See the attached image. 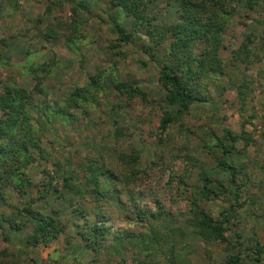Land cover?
Returning a JSON list of instances; mask_svg holds the SVG:
<instances>
[{
    "label": "trees",
    "instance_id": "trees-1",
    "mask_svg": "<svg viewBox=\"0 0 264 264\" xmlns=\"http://www.w3.org/2000/svg\"><path fill=\"white\" fill-rule=\"evenodd\" d=\"M62 1L65 0H46L45 10L37 15L34 25L44 23L42 37L55 42L63 38L68 47L80 52L81 62V46L86 39L82 13L88 10L87 1H68L69 20L64 32L59 34L43 15L52 8L62 7ZM151 1L109 0V17L116 36L105 52L111 54L110 49L135 41L139 32L149 41L144 42L141 50L157 61L156 80L163 88L164 100L151 99L149 92L133 80L115 78L112 87L125 95L126 106L141 111L144 106L153 108L151 111L157 115L153 134L159 152L146 163L141 162V152L135 145L129 150L116 149L113 161L103 154H86L76 162L77 169H65L58 159L53 164L61 185H52L54 177L51 176L42 184L44 188L39 189L38 182L32 181L27 170L52 158L42 145L40 120L50 123L59 119L62 124H70L76 117L75 109L89 113L88 108L98 106L107 90L110 70L95 65L82 82L70 89L64 88L55 103L48 102L50 91L44 81L46 77H55L60 67L55 51L41 61L20 64L18 71L10 70L0 79V201L10 208L0 210V232L7 230L11 235L28 224L29 230L23 238L27 248L47 246L70 225L72 232L64 238L66 246L72 244L75 233L80 239L79 248L92 254L84 262L74 254L75 264H195L189 256L192 249L187 230L190 229L205 242L223 244L222 259L205 248L207 264H264V245L257 233L252 231L245 236L232 227L239 222L242 207L254 201L251 186L257 185L263 190L261 182L254 181L247 170V164L234 157L253 142L250 134L244 129L235 131L223 126L219 132L207 124L187 125L180 121L192 104L208 101L210 85L223 75L235 87L238 101L245 105L249 80L246 76L238 78L235 69L249 67L259 60L264 36L252 31L243 33L242 41L228 58L222 57L220 50L233 16L242 9L252 10L261 2L176 0L177 17L160 21L148 9ZM5 2L10 3L0 0V11ZM121 13L130 17L129 30L117 18ZM244 17L247 15H242L241 24L245 22ZM0 42L7 45L4 38ZM3 54L4 49H0V66L7 67L10 63ZM80 68L83 70L85 65ZM17 76L29 77L30 84L21 85ZM115 107L120 108L121 104H113L112 108ZM112 114L109 112L110 117ZM112 121L116 143L122 136H131L132 131H126L130 129L129 124L118 118ZM175 122L178 126L171 133L168 128ZM190 135L212 155L215 168L225 174V180L215 178L204 166L193 175L192 169L199 159L190 147ZM239 141L243 142L241 147L237 146ZM215 151L219 155H214ZM33 188L38 189L35 199L29 197L21 205L8 200L10 189L24 197ZM52 191L55 198L66 204L64 215L58 208L46 212L34 206V200L46 199ZM185 191L190 192L189 197ZM181 193L186 197L180 196ZM213 199L226 201L219 216L212 215L202 205V201ZM4 238L11 242L10 236L4 235ZM23 253L24 249L17 252L21 264H31L21 257ZM64 257L51 258L53 263L46 264H63L66 254Z\"/></svg>",
    "mask_w": 264,
    "mask_h": 264
},
{
    "label": "rangeland",
    "instance_id": "rangeland-1",
    "mask_svg": "<svg viewBox=\"0 0 264 264\" xmlns=\"http://www.w3.org/2000/svg\"><path fill=\"white\" fill-rule=\"evenodd\" d=\"M68 1H62V7L52 8L50 12L43 15L52 22L59 34L64 32V25L69 20L70 2ZM86 1L88 10L82 13L85 19L83 26L86 39L81 46L83 56L81 62L79 61L80 52H75L68 47L63 38L55 42L42 37L41 30L44 29V23L38 25L39 29L34 25L37 15L45 10L46 0H9L10 3L5 2L3 10L0 11V39L4 38L7 41L6 46L0 42V49H4L3 56L10 63L7 67L6 65L0 66V79L3 80L10 70L18 71L20 64L41 61L55 51L60 67L55 72V77H46L44 81L50 91L47 97L48 102L56 103L64 88L70 89L73 84L82 82L87 74L94 70L95 65L96 68L101 66L108 67L110 70V78L106 82L107 90L100 98V104L94 108L89 104L86 105L91 108V111L88 108L89 113L75 109L76 117L70 124H62L59 119L50 123L40 120L39 124L43 131L42 145L47 152L51 153L52 158L44 161L35 169L27 170L32 181L38 182L39 189L44 188L42 184L51 176L54 177L52 185L57 187L61 185L53 164L58 159L65 169H77L76 162L78 159H84L86 154H103L109 161H113L116 149L129 150L132 145H135L141 152V162L146 163L159 152V147L155 144L156 136L153 134V130L157 127V115L151 111L153 108L144 106L141 111L126 106L125 95L116 92L112 87L115 78L133 80L143 90L149 92L151 99L164 100L163 88L156 80L157 61L151 60L141 50L144 42L149 41L143 33L139 32L135 41L110 49L111 54L105 52L116 36L113 22L109 17L111 13L109 0ZM260 2L252 10H239L228 22L223 36V47L220 50L222 57H230L232 50L237 48L242 41L243 33L252 31L257 36H264V0ZM148 9L154 11L160 21H171L177 17L176 0H152L149 2ZM242 15H247L244 17L243 24L239 22ZM117 18L128 26L129 16L121 13ZM127 29L129 30L130 26ZM114 51L119 52L112 54ZM259 54V60L251 66L235 69L238 78L246 76L249 80L250 89L244 106L237 99L235 87L228 77L223 75L210 85L208 101L192 104L188 114L180 121L187 125L207 124L219 132L220 127L223 126L235 131L244 129L250 134L253 142L234 157L247 164V170L254 177V181L261 182L263 190L261 191L257 185L251 186L255 194L254 201L242 207L239 212V222L232 227L245 236L255 231L264 245V48L259 50ZM84 65L85 68L82 70L80 66ZM17 81L21 85L30 84L29 77L17 76ZM115 103H120L121 107L112 108ZM109 112H113L111 117ZM114 118L129 124L130 129L126 131H132L131 136H122L117 143L113 138L114 122L112 119ZM177 126V122L171 123L168 131L174 132ZM189 139L192 152L199 159V163L192 169L193 175L204 166L209 174L225 180V174L215 168L212 155L203 150L200 141L193 135H190ZM242 145V141L237 143L238 147ZM214 155H219V151H215ZM37 190L33 188L26 196L20 197L13 189H10L8 200L21 205L28 202L29 197L35 199L38 196ZM185 193L188 197L190 196V192L185 191ZM54 195L52 191V195L46 199L36 198L34 206L46 212L58 208L61 215H64L63 212L67 210L66 204ZM183 195L185 196L184 193ZM183 195L181 193L180 196L183 197ZM202 205L212 215L219 216V211L226 206V201L206 200L202 201ZM9 209L6 202L0 201V210L8 211ZM28 230L29 225L25 224L19 232L11 235L7 230L5 233L0 232V264H21L22 261L17 258L19 249H24L21 257L31 264L32 260L33 264H46L48 261L53 263L51 258L63 259L65 254L67 258L62 261L63 264H75L76 261L72 258L74 254L83 262L91 259L92 254L89 251L79 248L80 239L75 233L70 246L64 243V238L72 232L70 225L65 232L53 238L47 246L40 244L24 248L23 238ZM4 235L10 236L11 242L6 240ZM187 238L192 249L189 256L195 264H207L208 257L204 252L205 248L210 249L212 255L218 259H222L225 254L222 243L205 242L190 229L187 230ZM68 247L71 250L67 249ZM251 264L261 263L251 262Z\"/></svg>",
    "mask_w": 264,
    "mask_h": 264
}]
</instances>
